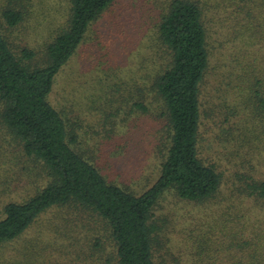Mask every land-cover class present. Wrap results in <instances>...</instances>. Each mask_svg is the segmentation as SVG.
I'll list each match as a JSON object with an SVG mask.
<instances>
[{
	"label": "rangeland",
	"instance_id": "374dc122",
	"mask_svg": "<svg viewBox=\"0 0 264 264\" xmlns=\"http://www.w3.org/2000/svg\"><path fill=\"white\" fill-rule=\"evenodd\" d=\"M171 1L117 0L91 25L75 55L56 75L49 96L75 130V148L109 182L136 195L159 176L156 147L165 122L157 118L154 94L146 97L152 113L141 115L132 105L139 99L137 91L151 83L154 74L145 69L149 65L145 61L154 51L162 53L157 51L161 49L157 24ZM196 1L206 11L214 44L216 39L221 44L202 88L204 108L216 107L201 129V152L222 175V184L201 203L171 194L164 197L155 213V253L168 264H264V204L247 191L251 180L264 178V120L259 114L253 118L257 126L253 133L263 143L254 149L237 146V128L254 108L244 112L237 105L246 98L257 99L244 86L256 85L257 72H262L259 79L264 84V0ZM36 4L32 19L8 32L16 53L24 48L36 52L34 66L43 62V39L49 33L44 28L51 25L58 7L56 0H35ZM221 71L225 81L216 83ZM229 71L234 79L245 73L242 89H231ZM213 87L220 88L217 95ZM4 134L0 202H22L43 185L41 167ZM106 228L88 210L53 208L19 239L0 245V264H118ZM53 241L52 249L42 248Z\"/></svg>",
	"mask_w": 264,
	"mask_h": 264
},
{
	"label": "trees",
	"instance_id": "16d2710c",
	"mask_svg": "<svg viewBox=\"0 0 264 264\" xmlns=\"http://www.w3.org/2000/svg\"><path fill=\"white\" fill-rule=\"evenodd\" d=\"M56 1L58 7L50 17L51 25L44 28L49 33L43 39V62L34 66L31 61L36 52L24 48L16 53L8 32L32 19L36 14L35 0H0V137L4 138V133L12 136L24 156L39 164L43 183L25 201L0 202V245L19 239L53 208L83 209L107 227L118 264H168L154 248L155 213L160 202L171 194L181 201L201 203L212 198L222 184V175L202 158L201 152V129L206 116L216 107L211 104L204 108L202 88L221 44L218 39L214 44L206 11L196 0L169 3L157 24L161 47L157 51L162 53L159 56L154 51L153 57L144 60L149 64L145 69L154 75L150 85L137 91L139 99L132 105L141 115H148L153 110L147 94H154L158 103L157 118L165 122L156 147L159 176L151 187L136 195L109 182L75 148V130L69 126L64 111L49 101L56 75L75 55L91 25L117 0ZM257 73L256 85L246 84L245 73L237 79L231 71L227 75L231 89H242L244 82L246 91L257 95V99L246 98L237 105L244 112L254 107L245 114L242 127L237 128L238 148L254 149L255 144L263 143V138L253 133L257 128L253 118L259 114L264 120V84L259 79L262 72ZM217 74L216 83L225 81L223 71ZM212 90L217 95L220 88ZM257 147L256 151H261ZM247 191L264 204V178L251 180ZM54 242L42 248L50 249L49 244Z\"/></svg>",
	"mask_w": 264,
	"mask_h": 264
}]
</instances>
